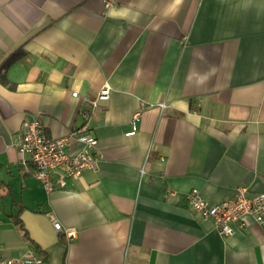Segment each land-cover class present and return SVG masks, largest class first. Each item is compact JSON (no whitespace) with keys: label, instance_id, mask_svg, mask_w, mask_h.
Listing matches in <instances>:
<instances>
[{"label":"crops","instance_id":"1","mask_svg":"<svg viewBox=\"0 0 264 264\" xmlns=\"http://www.w3.org/2000/svg\"><path fill=\"white\" fill-rule=\"evenodd\" d=\"M34 118L86 123L97 169L46 192L17 145ZM238 187L264 194V0H0L1 257L264 264V223L224 238L187 203Z\"/></svg>","mask_w":264,"mask_h":264},{"label":"built area","instance_id":"2","mask_svg":"<svg viewBox=\"0 0 264 264\" xmlns=\"http://www.w3.org/2000/svg\"><path fill=\"white\" fill-rule=\"evenodd\" d=\"M109 93V87L104 86L96 100H87V102L93 109L97 108V102L108 100ZM72 97H77V94L73 93ZM159 107L163 109L167 106L160 104ZM82 117L87 120L88 113H82ZM138 119L139 113L133 116L132 130L127 133V136L134 135ZM23 129L24 132L17 143L18 149L30 157L35 167L34 177L46 192L64 187L67 181L78 179L84 173L97 169L98 156L91 152L96 142L85 134L86 123L80 130L60 138H47L40 118L24 123ZM72 141L79 142L83 146L75 154H71L69 149ZM187 203L202 218L212 220L216 231L224 238L233 234L236 224L244 226L241 222L245 217H250L259 224L264 223V194L249 195L246 187L236 188L233 197L217 203L205 200L197 190H192L187 195ZM52 227L57 233H62L60 224L54 220H52ZM64 234L67 242L74 237L69 230H66ZM32 263H40V259L30 255L18 258L0 256V264Z\"/></svg>","mask_w":264,"mask_h":264},{"label":"trees","instance_id":"3","mask_svg":"<svg viewBox=\"0 0 264 264\" xmlns=\"http://www.w3.org/2000/svg\"><path fill=\"white\" fill-rule=\"evenodd\" d=\"M12 58L13 57L11 56L10 59L3 62V64L1 65V70L5 69L12 62Z\"/></svg>","mask_w":264,"mask_h":264}]
</instances>
